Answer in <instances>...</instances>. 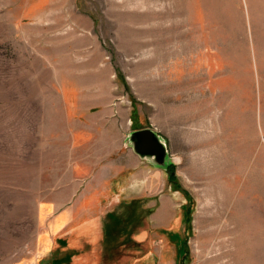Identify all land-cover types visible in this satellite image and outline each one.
Segmentation results:
<instances>
[{
  "label": "rangeland",
  "instance_id": "obj_1",
  "mask_svg": "<svg viewBox=\"0 0 264 264\" xmlns=\"http://www.w3.org/2000/svg\"><path fill=\"white\" fill-rule=\"evenodd\" d=\"M251 9L264 0H0V264H264ZM143 128L167 170L129 146Z\"/></svg>",
  "mask_w": 264,
  "mask_h": 264
},
{
  "label": "water",
  "instance_id": "obj_2",
  "mask_svg": "<svg viewBox=\"0 0 264 264\" xmlns=\"http://www.w3.org/2000/svg\"><path fill=\"white\" fill-rule=\"evenodd\" d=\"M127 142L135 154L155 167L167 170L172 165L166 140L151 128L133 130Z\"/></svg>",
  "mask_w": 264,
  "mask_h": 264
},
{
  "label": "bare ground",
  "instance_id": "obj_3",
  "mask_svg": "<svg viewBox=\"0 0 264 264\" xmlns=\"http://www.w3.org/2000/svg\"><path fill=\"white\" fill-rule=\"evenodd\" d=\"M251 11H252V15L254 16V18L256 17L257 18V20H264V11H261V12H255V9H251ZM244 114V113H243ZM246 117V116H245ZM248 118V117H247ZM245 120V119H244ZM246 121V120H245ZM243 123V122H242ZM241 123V124H242ZM246 203V202H245ZM252 209V208H251ZM254 209H255V207H254ZM250 212V211H249ZM259 212V211H258ZM250 214H252L251 212H250ZM261 215V214H260ZM247 216H249V215H247ZM255 216H258V214L257 215H255ZM198 218V217H197ZM243 218V217H242ZM261 218V217H260ZM259 218V219H260ZM245 220H246V222L244 223V224H246L247 225V227H250V219L252 220V217L251 218H249V217H245L244 218ZM262 219V218H261ZM254 221V220H253ZM259 221V220H258ZM252 222V221H251ZM260 222V221H259ZM254 223H255V221H254ZM253 224V223H252ZM260 224H261V222H260ZM256 225H257V223H256ZM260 226V225H259ZM252 227V226H251ZM259 229V228H258ZM260 230V229H259ZM261 231V230H260ZM259 231V232H260ZM259 232H257V233H259Z\"/></svg>",
  "mask_w": 264,
  "mask_h": 264
},
{
  "label": "trees",
  "instance_id": "obj_4",
  "mask_svg": "<svg viewBox=\"0 0 264 264\" xmlns=\"http://www.w3.org/2000/svg\"><path fill=\"white\" fill-rule=\"evenodd\" d=\"M122 225V224H121Z\"/></svg>",
  "mask_w": 264,
  "mask_h": 264
}]
</instances>
